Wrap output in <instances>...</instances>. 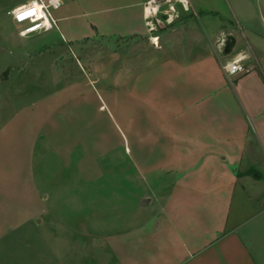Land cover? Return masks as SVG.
<instances>
[{
  "label": "rangeland",
  "instance_id": "1",
  "mask_svg": "<svg viewBox=\"0 0 264 264\" xmlns=\"http://www.w3.org/2000/svg\"><path fill=\"white\" fill-rule=\"evenodd\" d=\"M27 1L0 0V130L1 137L16 143L26 122L42 126L33 183L48 215L40 218L28 245H0V264H150L149 251L159 240L152 234L153 220L160 223V191L171 177L163 176L161 168L152 170L153 152L146 145L148 107H153L146 97L147 68H120L113 56L140 38L121 36L124 23L136 12L130 6L133 0H62L51 11L55 26L50 31L20 36L21 26L6 12ZM217 8L228 13L225 5ZM186 13L178 9L175 22ZM221 17L229 21L195 17L191 25L204 39L212 36L209 27L234 31L232 56L247 44L261 43L249 34L259 33L258 22ZM165 26L150 35H159ZM138 41L154 46L146 37ZM57 136L66 138L62 142L76 137L80 143L68 150V160L62 150L50 152L54 141L60 143ZM132 153L146 176H136L128 160ZM142 198L151 204L141 203ZM139 235L141 246L134 244Z\"/></svg>",
  "mask_w": 264,
  "mask_h": 264
},
{
  "label": "crops",
  "instance_id": "2",
  "mask_svg": "<svg viewBox=\"0 0 264 264\" xmlns=\"http://www.w3.org/2000/svg\"><path fill=\"white\" fill-rule=\"evenodd\" d=\"M147 1L131 2L136 12L124 23L122 37L149 39L143 17ZM188 3L189 11L181 21L154 35L156 47L150 43L143 47L136 36L113 55L120 68L142 64L147 68L146 97L153 107H148L146 145L153 152L152 170L161 168L163 176L171 177L160 191L164 203L159 208L160 223L153 220L152 233L159 240L152 243L149 261L264 264V0ZM219 5H225L228 13L223 14ZM228 14L243 23L258 22L259 33L250 30L249 34L261 43L226 55L224 42L234 40V31L209 27L212 36L205 42L191 25L195 17L225 23L229 20L221 16ZM233 43L232 52L236 40ZM241 56L246 72L228 79L222 66ZM226 57L231 58L225 62ZM155 86H162V92ZM40 127L26 122L16 143L1 137L4 129L0 130L2 248L28 245L34 239L31 232L42 224L40 218L48 215L33 183L36 143L43 135ZM62 140L66 138H60L61 146L54 141L55 148L49 150L51 154L62 150L68 160V150L80 143L76 137ZM136 155L132 153L128 160L136 176L142 177L147 171ZM148 202L149 198L141 200ZM136 238L134 244L141 246L142 238Z\"/></svg>",
  "mask_w": 264,
  "mask_h": 264
},
{
  "label": "built area",
  "instance_id": "3",
  "mask_svg": "<svg viewBox=\"0 0 264 264\" xmlns=\"http://www.w3.org/2000/svg\"><path fill=\"white\" fill-rule=\"evenodd\" d=\"M61 4H62V0H60V3L57 7L53 8L49 4V0H30L26 4L20 5L18 7H15L7 11L6 15L11 19L12 22L21 26V29L19 31L20 36H27L40 32L41 33L48 32L55 26V21L51 17V11L57 10L61 6ZM149 4H151L152 7H156L158 5L159 9L155 14H151L149 11V14L146 16L145 9L148 8ZM187 4H188V10L185 11L180 0H149L145 3L143 7V17L145 20L149 41L154 46H157V42L153 43L152 38H156V37L150 34L154 33L157 27L163 24L171 25L176 19H178L179 18L178 9H181L184 12H188L189 11L188 0H187ZM170 5L172 8L175 9L174 13L172 12ZM34 6L36 8H39V11L35 16L26 17L23 20L17 19L19 15L31 11ZM169 15L174 16V19L172 20L171 23H167ZM233 69H235V71H233ZM222 70L228 79L243 74L246 72L244 59L235 57L232 60L225 63L222 66Z\"/></svg>",
  "mask_w": 264,
  "mask_h": 264
},
{
  "label": "clouds",
  "instance_id": "4",
  "mask_svg": "<svg viewBox=\"0 0 264 264\" xmlns=\"http://www.w3.org/2000/svg\"><path fill=\"white\" fill-rule=\"evenodd\" d=\"M180 2L182 3L183 7H184V10L187 11L188 10V4H187V0H180ZM60 3V0H49V4L55 8L59 5ZM170 8L172 10V12L174 13L175 12V9L171 7L170 5ZM159 9V6L157 5L156 7H152L151 4H149L148 8L145 9V15L147 16L149 14V11L151 14H155ZM174 19V16L173 15H169L168 17V20H167V23H171L172 20ZM153 39V43L156 42V38H152ZM240 59H244L243 56L240 57ZM233 71H235V69H233Z\"/></svg>",
  "mask_w": 264,
  "mask_h": 264
},
{
  "label": "snow or ice",
  "instance_id": "5",
  "mask_svg": "<svg viewBox=\"0 0 264 264\" xmlns=\"http://www.w3.org/2000/svg\"><path fill=\"white\" fill-rule=\"evenodd\" d=\"M39 11V8H36L35 6L33 7V9L27 13L21 14L17 17V19L19 20H23L26 17H31V16H35L37 14V12Z\"/></svg>",
  "mask_w": 264,
  "mask_h": 264
},
{
  "label": "water",
  "instance_id": "6",
  "mask_svg": "<svg viewBox=\"0 0 264 264\" xmlns=\"http://www.w3.org/2000/svg\"><path fill=\"white\" fill-rule=\"evenodd\" d=\"M232 44H233V41H232V43H227L225 45V48H224V51H223L224 54H228L230 48L232 47Z\"/></svg>",
  "mask_w": 264,
  "mask_h": 264
},
{
  "label": "bare ground",
  "instance_id": "7",
  "mask_svg": "<svg viewBox=\"0 0 264 264\" xmlns=\"http://www.w3.org/2000/svg\"><path fill=\"white\" fill-rule=\"evenodd\" d=\"M30 1V0H29Z\"/></svg>",
  "mask_w": 264,
  "mask_h": 264
}]
</instances>
